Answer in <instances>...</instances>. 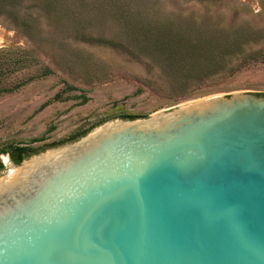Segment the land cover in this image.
<instances>
[{
  "label": "water",
  "instance_id": "95a60500",
  "mask_svg": "<svg viewBox=\"0 0 264 264\" xmlns=\"http://www.w3.org/2000/svg\"><path fill=\"white\" fill-rule=\"evenodd\" d=\"M0 157V264H264V94L114 119Z\"/></svg>",
  "mask_w": 264,
  "mask_h": 264
},
{
  "label": "rangeland",
  "instance_id": "374dc122",
  "mask_svg": "<svg viewBox=\"0 0 264 264\" xmlns=\"http://www.w3.org/2000/svg\"><path fill=\"white\" fill-rule=\"evenodd\" d=\"M11 2L0 0V49L30 58L7 62L0 87L49 73L0 92V157L23 145L30 159L128 114L264 94V0Z\"/></svg>",
  "mask_w": 264,
  "mask_h": 264
},
{
  "label": "trees",
  "instance_id": "16d2710c",
  "mask_svg": "<svg viewBox=\"0 0 264 264\" xmlns=\"http://www.w3.org/2000/svg\"><path fill=\"white\" fill-rule=\"evenodd\" d=\"M15 3H16V0H12L11 5L13 7H15L16 6ZM22 23L24 26H26L25 21H22ZM15 54L20 55V57H13V58L10 57L11 55H15ZM29 58H30V55L24 50L8 49V48L0 49V69H3L7 62H12L13 64H18L19 62H22L23 64H25L24 61L28 60ZM216 66H217L216 62L215 63L211 62V68L210 69L213 70ZM40 72L41 73L37 76H45L49 73V71L47 69H41ZM37 76L26 77V78L22 79L20 84L15 85L14 87H10V88L0 87V92H2L3 90H5V91L15 90V89L19 88V86H22V85L27 84L28 82H31L33 80V78H35ZM54 98L59 99V98H61V96L59 94H56ZM125 118L132 119V118H135V115L128 114L125 116ZM7 151H8V153H10V155L14 159V162L19 163L22 159H24L25 157H27L28 155L31 154L32 149H31V147H28V146L17 145V146L10 147L9 150H7ZM1 152H4V150H1ZM0 168H1V164H0Z\"/></svg>",
  "mask_w": 264,
  "mask_h": 264
},
{
  "label": "flooded vegetation",
  "instance_id": "af4514ba",
  "mask_svg": "<svg viewBox=\"0 0 264 264\" xmlns=\"http://www.w3.org/2000/svg\"><path fill=\"white\" fill-rule=\"evenodd\" d=\"M8 154H9L10 158L14 161V159L12 158V156L10 155V153H8ZM0 164H1V162H0Z\"/></svg>",
  "mask_w": 264,
  "mask_h": 264
},
{
  "label": "bare ground",
  "instance_id": "6f19581e",
  "mask_svg": "<svg viewBox=\"0 0 264 264\" xmlns=\"http://www.w3.org/2000/svg\"><path fill=\"white\" fill-rule=\"evenodd\" d=\"M0 44H1V38H0Z\"/></svg>",
  "mask_w": 264,
  "mask_h": 264
}]
</instances>
